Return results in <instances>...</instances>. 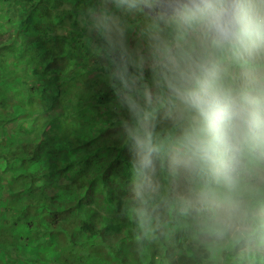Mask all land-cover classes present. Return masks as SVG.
<instances>
[{"label": "clouds", "instance_id": "9594fccd", "mask_svg": "<svg viewBox=\"0 0 264 264\" xmlns=\"http://www.w3.org/2000/svg\"><path fill=\"white\" fill-rule=\"evenodd\" d=\"M83 22L125 113L136 230L264 260V0H98Z\"/></svg>", "mask_w": 264, "mask_h": 264}, {"label": "trees", "instance_id": "16d2710c", "mask_svg": "<svg viewBox=\"0 0 264 264\" xmlns=\"http://www.w3.org/2000/svg\"><path fill=\"white\" fill-rule=\"evenodd\" d=\"M87 2L0 0V264H205L182 232L148 241L126 214L125 113L78 60L99 43Z\"/></svg>", "mask_w": 264, "mask_h": 264}, {"label": "rangeland", "instance_id": "374dc122", "mask_svg": "<svg viewBox=\"0 0 264 264\" xmlns=\"http://www.w3.org/2000/svg\"><path fill=\"white\" fill-rule=\"evenodd\" d=\"M86 1H88L87 2V5H81L82 8L87 7L88 5L91 8L92 7H96L98 5V0H85V2ZM71 5L72 4H70V2L68 1V2L65 3V8L66 7H71ZM79 22L81 23L80 20H79ZM129 40H130V43H134L133 34H130ZM92 41L93 40L91 39V42ZM78 60L82 63V67L85 68L88 71V73L90 74L91 77H94V76H97L98 78H101L102 77L101 78V80H102L101 86L104 89H106L107 91H111V92L113 91L112 88L109 85V82L107 80L106 73L104 71V68L102 67L101 62L99 60H97L95 57L92 56L91 51H90V55L87 58L81 55V56H78ZM20 64L22 66H26V60L25 59L22 60L20 62ZM14 122H15V124H13V126H15L16 129H17L18 127H20V124H22V123H24V124H28V123L29 124H32L33 123V118H32V115L31 114H27V115H23L22 114ZM54 231H56V230H54ZM6 233H9V232H6Z\"/></svg>", "mask_w": 264, "mask_h": 264}]
</instances>
